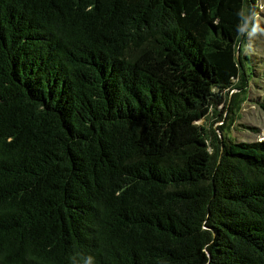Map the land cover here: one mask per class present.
Masks as SVG:
<instances>
[{
  "label": "trees",
  "instance_id": "1",
  "mask_svg": "<svg viewBox=\"0 0 264 264\" xmlns=\"http://www.w3.org/2000/svg\"><path fill=\"white\" fill-rule=\"evenodd\" d=\"M260 6L0 0V264H264Z\"/></svg>",
  "mask_w": 264,
  "mask_h": 264
},
{
  "label": "rangeland",
  "instance_id": "2",
  "mask_svg": "<svg viewBox=\"0 0 264 264\" xmlns=\"http://www.w3.org/2000/svg\"><path fill=\"white\" fill-rule=\"evenodd\" d=\"M260 14H258L255 24V29L248 35V40L252 52L261 56L264 60V0H259ZM254 68L258 70L263 77L261 67L257 63L253 64ZM252 78L259 82V85L253 83L249 87V92L242 100L240 107L236 110L233 123L231 119H226V112H224V120L215 121L214 127L218 128L220 124H227L228 134L236 139L242 140H261L264 138V110L260 107V103L264 100V78L258 80V76L252 75ZM204 121L203 119L200 122ZM207 121V119H206Z\"/></svg>",
  "mask_w": 264,
  "mask_h": 264
}]
</instances>
